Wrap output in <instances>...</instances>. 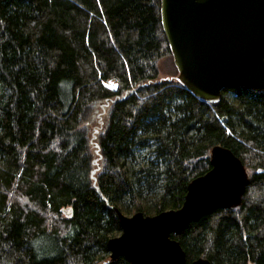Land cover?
I'll list each match as a JSON object with an SVG mask.
<instances>
[{
	"label": "trees",
	"instance_id": "obj_1",
	"mask_svg": "<svg viewBox=\"0 0 264 264\" xmlns=\"http://www.w3.org/2000/svg\"><path fill=\"white\" fill-rule=\"evenodd\" d=\"M165 56L160 0H0V264H130L114 207H180L215 144L251 169L242 202L171 236L187 264H264V89L207 103L159 78Z\"/></svg>",
	"mask_w": 264,
	"mask_h": 264
},
{
	"label": "water",
	"instance_id": "obj_2",
	"mask_svg": "<svg viewBox=\"0 0 264 264\" xmlns=\"http://www.w3.org/2000/svg\"><path fill=\"white\" fill-rule=\"evenodd\" d=\"M161 25L177 69L176 80L200 100L217 102L223 89H264V0H160ZM210 168L191 179L183 203L154 214H124L108 238L111 260L130 264H187L179 241L190 223L242 202L249 173L228 147L209 149ZM100 193V192H99ZM70 216L72 209H62ZM190 264H211L199 256Z\"/></svg>",
	"mask_w": 264,
	"mask_h": 264
},
{
	"label": "rangeland",
	"instance_id": "obj_3",
	"mask_svg": "<svg viewBox=\"0 0 264 264\" xmlns=\"http://www.w3.org/2000/svg\"><path fill=\"white\" fill-rule=\"evenodd\" d=\"M158 67H159V78H163V79H174L177 76V69L173 63V59L172 56H165L162 57L159 61H158ZM109 88H113L115 87L116 83L114 81H109L106 82ZM228 95H230V93H228ZM97 102H93L88 109L85 111V113L83 114L81 120H82V128L85 131V133H89L91 131V125L93 124L94 117H95V113H97L99 111V107L97 105ZM89 137V136H88ZM249 176L251 173V169L249 167H246ZM134 212L128 213L127 215H130ZM149 214H153V211H151ZM118 233L114 234V235H118Z\"/></svg>",
	"mask_w": 264,
	"mask_h": 264
},
{
	"label": "built area",
	"instance_id": "obj_4",
	"mask_svg": "<svg viewBox=\"0 0 264 264\" xmlns=\"http://www.w3.org/2000/svg\"><path fill=\"white\" fill-rule=\"evenodd\" d=\"M107 85V83H105ZM108 86V85H107Z\"/></svg>",
	"mask_w": 264,
	"mask_h": 264
}]
</instances>
